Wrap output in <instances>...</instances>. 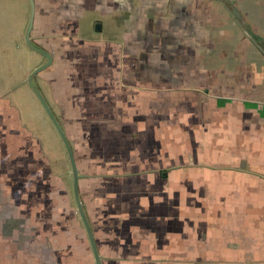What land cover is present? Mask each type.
I'll return each mask as SVG.
<instances>
[{
    "label": "crops",
    "instance_id": "obj_1",
    "mask_svg": "<svg viewBox=\"0 0 264 264\" xmlns=\"http://www.w3.org/2000/svg\"><path fill=\"white\" fill-rule=\"evenodd\" d=\"M24 2L0 39V264H97L64 143L18 103L41 104L26 78L46 60L18 63ZM34 4L52 62L33 82L71 145L100 264H264V0Z\"/></svg>",
    "mask_w": 264,
    "mask_h": 264
},
{
    "label": "rangeland",
    "instance_id": "obj_2",
    "mask_svg": "<svg viewBox=\"0 0 264 264\" xmlns=\"http://www.w3.org/2000/svg\"><path fill=\"white\" fill-rule=\"evenodd\" d=\"M24 1L25 0H2L0 2V3H4L5 4V10L0 12V19H2L1 21L4 20V23H5L4 27H0V39L3 38V37H15L16 30H17V27H16L17 23L19 22L22 25H23V23L26 24L27 16L25 15V7H26V4L28 6V3H25ZM118 14L119 13H114L110 17L111 18L110 20L112 22L111 21H109V22H111L110 23L111 25L108 23V19L107 18L104 19L102 17V20L104 22L103 23L104 30L101 33V37H103L105 41L107 40L106 38H107L108 34L111 31L110 26H112V29L115 28V31L117 30V34L119 32V29L117 27L118 25H117L116 20H115V19H117ZM91 15H92V13L90 11L84 10L83 18L79 21V28L77 29V32H78L79 35H82V32H85V33H88L89 31L91 32V29L89 30V27L87 26L86 20H83L85 18V16H91ZM9 22H11V23L14 22L15 24H9V25L6 26V24L9 23ZM48 29L51 32L58 31V29L57 30H54L52 28H48ZM94 30H92V32H95ZM96 35H99V34H96ZM37 43H39L40 46H45V45L42 44L43 42L42 43L37 42ZM0 46H2V50L0 51V53H2V54L7 55V53H10L12 51L11 47H9L7 45H4V43H2V45L0 44ZM23 48H24V45H22L21 49H23ZM28 53H29L28 54L29 56H27V58H26V56H21V58H19V60H18V63H20L22 65L26 61V59L32 60V59L35 58V59H41L42 60L43 57H44L42 54L34 51L29 46H28ZM8 67H9V65H8ZM37 81H38V79H37ZM44 84H46V82L45 83L43 82V86H44ZM39 85H41V84L39 83ZM46 87H47V84H46ZM19 99L20 100L18 101V103L21 104V106H22L23 102L26 103L27 110L25 111V114L31 116V118H34L36 120L37 128L38 127L43 128V126L41 125V123H40V121L38 119H50V117L46 116V112L44 111V108L42 107V105L37 102L38 104H36L34 106L31 98H29L28 96H24V97L20 96ZM23 107H24V105H23ZM38 111L42 114V117L40 116ZM51 126H52L51 127V131L53 133V135L51 136V140L53 142H56V143L58 141V143H59L60 137H59L58 131L56 130V128H55V126L53 125L52 122H51ZM53 150H54V148H53ZM65 153H66V150H65ZM57 156H58V151H57ZM64 159L65 158H62V160H63L62 162L61 161L58 162L59 160L55 159V163L59 164V168L60 167L63 168L65 166V160L66 159L65 160Z\"/></svg>",
    "mask_w": 264,
    "mask_h": 264
},
{
    "label": "water",
    "instance_id": "obj_3",
    "mask_svg": "<svg viewBox=\"0 0 264 264\" xmlns=\"http://www.w3.org/2000/svg\"><path fill=\"white\" fill-rule=\"evenodd\" d=\"M30 1V14H29V20H28V24L27 27L25 29V33H24V39L26 44L34 49L35 51L41 53L42 55L45 56L46 60L41 63L40 65H38L37 67H35L27 76L26 78V82L28 84V86L30 87V89L37 95L39 101L41 102L42 106L44 107L46 113L48 114V116L50 117L53 125L55 126L56 130L58 131L64 146L66 148L68 157H69V161H70V165H71V175H72V180H73V194H74V198H75V202H76V206H77V210L82 218V221L84 223V226L86 228V231L88 233L91 245H92V249H93V253L95 255L96 258V263L100 264L99 262V255H98V251L95 245V241L93 238V233L91 230V226L89 224V221L87 219V216L85 214L84 208H83V204L82 201L80 199L79 196V192H78V171H77V167H76V162H75V158L72 152V148L71 145L69 143V140L59 122V120L56 118L54 112L52 111V109L50 108L49 104L47 103L44 95L42 94V92L39 90V88L34 84L33 82V77L38 74L41 70H43L44 68H46L48 65L51 64L52 62V55L46 51L45 49H43L42 47H40L39 45L35 44L30 37V32L33 26V20H34V13H35V4H34V0H29Z\"/></svg>",
    "mask_w": 264,
    "mask_h": 264
}]
</instances>
